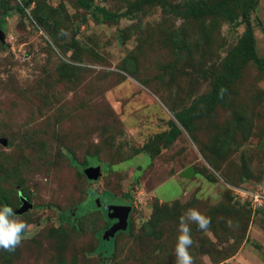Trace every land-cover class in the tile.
I'll return each mask as SVG.
<instances>
[{"label": "rangeland", "instance_id": "374dc122", "mask_svg": "<svg viewBox=\"0 0 264 264\" xmlns=\"http://www.w3.org/2000/svg\"><path fill=\"white\" fill-rule=\"evenodd\" d=\"M24 1L0 0V206L26 200L30 230L0 264H175L190 208L210 220L190 225L194 264H264V0L248 13L262 66L235 55L254 0H223L235 19L222 0H30L16 12ZM190 106L185 130L175 114ZM91 192L130 205L111 256L97 251L103 196L67 218Z\"/></svg>", "mask_w": 264, "mask_h": 264}, {"label": "trees", "instance_id": "16d2710c", "mask_svg": "<svg viewBox=\"0 0 264 264\" xmlns=\"http://www.w3.org/2000/svg\"><path fill=\"white\" fill-rule=\"evenodd\" d=\"M229 1H221L220 3H218L219 7H221V9H224L225 7H227L226 10L221 11L224 14H226L227 16H229L230 19H235V15L232 13L234 10H236L238 8V3L234 2L235 4H232V2ZM256 0H254L253 4L248 6L244 12V19H245V23H246V29L243 33V38H241L238 41L237 46L235 47V55L237 56L238 52L240 54H243V56H245L246 58L250 59L253 63H255L258 66H262V61L260 59H258L255 56L254 53V49H253V35H252V30L250 27V23H249V18H248V13L249 11L252 10L253 6L255 5ZM30 3V0H25L21 5H19L18 7H16V12H21V10L25 7H27ZM74 3L77 7L79 8H85V9H89L90 5L85 1V0H74ZM228 4V6H226ZM96 11H98L101 15V17L105 20H113L117 17V14L115 13H107L105 11H103V9L101 8H96ZM4 14H7L6 11H4ZM3 29V25L0 24V30L2 31ZM228 69V68H226ZM233 69V66H232ZM229 70V69H228ZM223 79H225V76L223 77ZM223 85L221 84H217L216 85V94H219L222 91ZM215 95L209 94L208 98H207V104L210 107V105L212 104V102L214 101ZM193 106H190L178 113L175 114V119L178 122L179 126L185 130H189V128L191 127V118L193 117ZM178 129L176 127H174L172 125L171 130L169 131V135L167 136L168 140H171L175 137V135L177 134ZM93 158L84 166V168L89 167V165H92L93 163ZM99 168V167H98ZM93 192H91V198L87 200V202L84 204H80L76 207H74L73 210H69L68 214H67V218L71 223H75L78 218L85 212L88 211L92 208H97L96 206V202L95 199L98 198V202L100 204L99 207H102V201L100 200V197L103 196L104 199V209L105 206L110 203L111 201L115 200V198H113L112 195H110L107 192H102L99 195H95L92 194ZM90 194V193H89ZM106 210V209H105ZM79 211H81V215L78 213ZM107 227V226H106ZM105 227V228H106ZM122 232V231H121ZM120 233V231L116 232L113 237L108 238L107 240H104L103 238H99L98 243H97V251L100 252L101 250H104V256H111L112 252H113V244H114V237Z\"/></svg>", "mask_w": 264, "mask_h": 264}, {"label": "clouds", "instance_id": "9594fccd", "mask_svg": "<svg viewBox=\"0 0 264 264\" xmlns=\"http://www.w3.org/2000/svg\"><path fill=\"white\" fill-rule=\"evenodd\" d=\"M210 220L194 208L187 209L179 217L178 236L175 245V264H194L189 249L193 245L191 224L198 229H207ZM30 225L23 221L14 210L7 205L0 206V249L14 252L26 238Z\"/></svg>", "mask_w": 264, "mask_h": 264}, {"label": "water", "instance_id": "95a60500", "mask_svg": "<svg viewBox=\"0 0 264 264\" xmlns=\"http://www.w3.org/2000/svg\"><path fill=\"white\" fill-rule=\"evenodd\" d=\"M2 38V31L0 30V39ZM4 144V142H2ZM98 167L99 164L96 161H93L92 166L90 169V175L87 177H92V179H95L99 173H98ZM192 173V170L190 167L184 169L180 176L189 177ZM96 206L99 207L100 204L98 202V198L95 199ZM28 208H30V204L26 202V200L22 199V206L20 209L15 211L16 214H21L24 211H26ZM106 209V217L109 220H115L116 222L113 223L105 232L104 236L102 237L104 240H107L108 238L113 237V235L117 231H124L127 226V216L130 211V205L127 202L119 201V200H113L110 203H108L105 206Z\"/></svg>", "mask_w": 264, "mask_h": 264}, {"label": "flooded vegetation", "instance_id": "af4514ba", "mask_svg": "<svg viewBox=\"0 0 264 264\" xmlns=\"http://www.w3.org/2000/svg\"><path fill=\"white\" fill-rule=\"evenodd\" d=\"M115 222H116L115 220H110V223L107 225V227L104 229L103 232H105Z\"/></svg>", "mask_w": 264, "mask_h": 264}]
</instances>
